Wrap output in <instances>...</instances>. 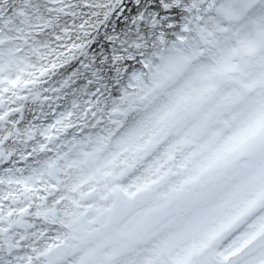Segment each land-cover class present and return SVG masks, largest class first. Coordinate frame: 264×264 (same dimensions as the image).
<instances>
[{
  "label": "snow or ice",
  "instance_id": "6c2138e0",
  "mask_svg": "<svg viewBox=\"0 0 264 264\" xmlns=\"http://www.w3.org/2000/svg\"><path fill=\"white\" fill-rule=\"evenodd\" d=\"M0 264H264V0H0Z\"/></svg>",
  "mask_w": 264,
  "mask_h": 264
},
{
  "label": "clouds",
  "instance_id": "9594fccd",
  "mask_svg": "<svg viewBox=\"0 0 264 264\" xmlns=\"http://www.w3.org/2000/svg\"><path fill=\"white\" fill-rule=\"evenodd\" d=\"M178 86V85H177Z\"/></svg>",
  "mask_w": 264,
  "mask_h": 264
}]
</instances>
